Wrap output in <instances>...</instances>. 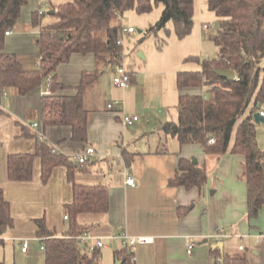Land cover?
<instances>
[{
	"label": "crops",
	"instance_id": "1",
	"mask_svg": "<svg viewBox=\"0 0 264 264\" xmlns=\"http://www.w3.org/2000/svg\"><path fill=\"white\" fill-rule=\"evenodd\" d=\"M30 23L31 18L26 13L16 28H11L3 37V50L15 53L25 69L39 35ZM35 59L33 65L38 66L39 58ZM96 67L92 54H73L68 63L58 66V78L65 85L74 87L83 70ZM178 71L173 68L159 73L142 69L140 76L134 75L130 86L122 89L123 103L114 110L106 108L110 99L105 101L101 96L98 78L84 96V106L89 110L85 143L70 140L69 126L43 127L40 105L44 86L19 95L15 88L0 85V188L9 202L14 221L12 228L3 235L0 260L11 264L13 260L8 253L14 246H19L20 252L26 255L35 251L39 242L34 222L37 218L43 217L47 227L57 236L67 230L64 205L72 199V183L68 181L65 166L54 167L47 182L43 183L40 158L35 157L31 180L11 181L7 177L8 155L33 153L36 140L43 139L73 160L77 166L73 174L75 183L107 186L108 211L77 217L80 224L90 226L88 232L92 236L103 239V248L113 243L120 246L119 233L129 237L144 235L151 237L152 242L130 247L135 264H215L220 256L210 252L208 240L214 239L215 227L222 226L233 234L232 244L226 247L222 241V252L244 256L247 264H264V235H261L264 233V207L256 218H247L246 189L241 179L243 156L206 154L199 144L180 145L176 138L161 129L162 124L175 122L178 117L177 102L182 92L176 87ZM111 74L113 77V64ZM157 87L161 90L156 89L155 93L153 89ZM184 92L203 95L201 87L187 88ZM66 93L72 94L74 90L68 89ZM155 96L159 99L157 102L154 99V102H148ZM124 114L137 115L139 121L125 127L122 123ZM35 123L37 125L33 126ZM88 146L95 148L98 157H92L88 164L79 168L75 155ZM182 157L204 165L207 180L201 189L187 190L168 184ZM120 168H125L134 177L136 186L125 184V176L117 172ZM180 207H186L187 212L179 215ZM188 238L200 241L191 253L186 252ZM23 240L28 241L25 252L21 251ZM239 245H243L242 250L238 249Z\"/></svg>",
	"mask_w": 264,
	"mask_h": 264
},
{
	"label": "trees",
	"instance_id": "2",
	"mask_svg": "<svg viewBox=\"0 0 264 264\" xmlns=\"http://www.w3.org/2000/svg\"><path fill=\"white\" fill-rule=\"evenodd\" d=\"M28 1L0 0V85L15 88L19 95L48 86L50 94L41 96L43 127L69 126L70 140L81 143L87 141L89 115L84 96L98 80L99 66L114 64L121 50L116 41L122 34V26L113 21L127 10L143 14L151 11L153 6L161 5L160 18L151 29L164 28L171 23L175 36L182 39L191 32L194 24V0H73L52 6L54 20L39 26L38 67L29 70L22 66L15 53L3 50L5 32L16 24L21 8ZM206 4L220 26L210 37L217 49V57L184 58V62L200 63V69L177 72L176 87L182 91L177 102L178 117L175 122L162 124L161 129L176 138L180 145L199 144L206 154H241L244 159L241 179L246 189V215L252 219L264 207V149L258 145V123L253 118L254 112L264 104V0H206ZM39 16L37 12L32 13L34 26L40 24ZM110 41L114 45L112 48ZM73 54H92L97 67L83 70L79 83L69 87L59 80L57 70L59 65L68 63ZM226 69L234 71V79L227 80L216 73ZM199 87L206 88V96L184 92V89ZM68 89L74 93H66ZM209 139L213 142L209 143ZM35 157L40 158L43 183L59 165L67 168V178L72 183V199L64 205L68 227L62 236L49 229L43 217L34 220L36 237L43 246L44 264H99L100 250L88 252L76 238L90 227L80 224L77 217L108 211L107 186L75 183L73 174L77 166L73 160L43 139L36 140L33 153L8 155V179L31 180ZM126 160H129L128 156ZM83 166L79 165V168ZM206 180L203 164L182 157L168 184L187 190L201 189ZM187 210L180 207L178 214L183 215ZM13 224L9 202L0 188V247L4 244V233ZM210 252L220 256L215 264H247L244 256L220 253L218 248ZM116 258L120 264H135L133 252L123 245ZM0 264L6 263L0 260Z\"/></svg>",
	"mask_w": 264,
	"mask_h": 264
},
{
	"label": "rangeland",
	"instance_id": "3",
	"mask_svg": "<svg viewBox=\"0 0 264 264\" xmlns=\"http://www.w3.org/2000/svg\"><path fill=\"white\" fill-rule=\"evenodd\" d=\"M71 1L73 0H29L28 3L21 8L20 16L12 28H16L21 16L23 17L27 13L31 18L33 11H36L38 14V11L40 10L41 13H45L44 16H39L40 24L34 26L32 22L30 23L32 27L39 31V26L45 25L54 20L53 17L47 13L52 6ZM161 12V5L153 6L151 11L143 14H138L130 9L113 21L114 23H119L123 29H126L128 26L134 29L133 33H122L119 39L122 40V60L125 65L129 66V68L135 72L136 77L140 76L142 69H145V71L153 70L159 73H165L166 71L169 72L173 70V68H175V70L177 68L179 70H199L200 63L197 61L184 62V58L188 56H198L200 59H203L206 58V56H209L210 59H215L217 57V49L210 37L217 33L220 26L214 13L207 8L206 0H194V24L191 32L182 39L175 36L171 23L164 28L151 29L160 18ZM202 24H210L211 27L204 29ZM37 39L35 41L36 49L29 55V64L26 66L29 70L38 67L33 65L35 57L37 59L40 56ZM25 57L26 55L21 56V58ZM111 64L113 63H106L99 66L100 74L98 85L101 88V96H103L105 101L110 99L111 102V100L118 99L123 103L122 89L117 88L112 83ZM135 86L136 85L133 87ZM201 88L203 95L206 96V88ZM156 89L161 90L160 87L154 88L153 91L155 93ZM160 92L158 91V94H160ZM153 99L156 102L159 100L157 96H155L148 102H154ZM256 136L259 142V147L264 149V125L262 123L256 125ZM207 171L210 172L208 169ZM231 239L232 237L224 238L221 241H223L227 247L229 243H231ZM195 242L196 245L200 244V241L195 240ZM213 242L214 239L210 238L208 240V244H212ZM40 246L41 244L37 242L36 248L34 249L35 251L29 255L22 254L19 246H14V248L11 247L9 250L8 256L13 260L12 263L14 264H44L43 249H41ZM121 247L122 244L118 246L116 250L113 245L103 248L100 252L101 256L99 264H116V256L119 255Z\"/></svg>",
	"mask_w": 264,
	"mask_h": 264
},
{
	"label": "built area",
	"instance_id": "4",
	"mask_svg": "<svg viewBox=\"0 0 264 264\" xmlns=\"http://www.w3.org/2000/svg\"><path fill=\"white\" fill-rule=\"evenodd\" d=\"M38 14L39 15L42 14L40 10L38 11ZM202 27L204 29H208L211 27V25L202 24ZM132 32H134V29L132 27H127L126 29L122 28V33H132ZM8 33L9 31L5 32V34ZM116 45L122 47V40L118 38L116 41ZM206 58H209V56H206ZM122 59H123V53L120 50L119 53L117 54V61L113 64L112 83L117 88L126 89L130 86L131 79L132 77H134L135 72L131 68H129V66L125 65ZM48 94H50V89L48 86H46L42 91V95H48ZM121 104H122L121 101L113 100L107 103L106 108L108 110H114L117 107H119ZM257 111L259 115L263 118L262 124L264 125V109H258ZM138 121H139V117L137 115H129V114L122 115V123L125 127H131L134 123ZM36 125L37 123H35L33 126ZM211 142H213V139H209V143ZM96 156L98 157L95 148H93L92 146H88L82 152L75 155V160L79 165H86L90 162V159L92 157H96ZM117 172L125 176L124 182L127 186L130 187L136 186V181L134 177L131 174H129L125 168H120L117 170ZM64 219H67L66 215L64 216ZM232 235L233 234L227 231L224 227L217 226L213 231L212 238H214V241L217 242V241H221L224 238H230L232 237ZM261 235H264V233H262ZM76 238L79 241L81 247H83L88 252H93L94 250L97 249L100 250L101 248L105 247L103 239H101L100 237L92 236L88 231H84ZM117 239L121 242L123 246L129 248L133 247L136 244H147L152 242V238L149 236L141 235V236L129 237L123 233H119L117 235ZM195 245H196L195 240L192 238H188V240L185 243L186 252L191 253ZM27 248H28V241L23 240L21 243V251L25 252L27 251ZM40 248L43 249V246L41 245ZM238 249L242 250L243 245H239Z\"/></svg>",
	"mask_w": 264,
	"mask_h": 264
},
{
	"label": "water",
	"instance_id": "5",
	"mask_svg": "<svg viewBox=\"0 0 264 264\" xmlns=\"http://www.w3.org/2000/svg\"><path fill=\"white\" fill-rule=\"evenodd\" d=\"M54 11H55L54 9H50L47 13L52 15L54 13ZM110 42H111L110 48H112L114 45H113L112 41H110ZM216 73L218 75H220L221 77L226 78L227 80H232V79L235 78L234 71L230 70V69L218 70ZM258 107H259V105H258ZM253 118H254L256 123H263V118L259 115L258 111L254 112ZM192 161L196 162L195 159H192ZM223 245L224 244H223L222 241H217V242H214V243L211 244V248L212 249L218 248L220 251H222L223 250ZM113 247H115V243H113ZM116 264H120V260H116Z\"/></svg>",
	"mask_w": 264,
	"mask_h": 264
}]
</instances>
